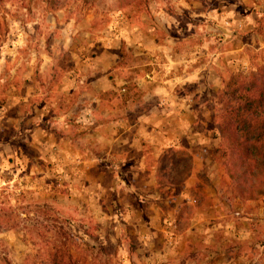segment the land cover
<instances>
[{"label":"crops","instance_id":"crops-1","mask_svg":"<svg viewBox=\"0 0 264 264\" xmlns=\"http://www.w3.org/2000/svg\"><path fill=\"white\" fill-rule=\"evenodd\" d=\"M114 20L113 35L100 37L101 44L74 46L73 70L49 82L50 89L41 75L1 76L8 84L0 93V178H25L28 188L47 197L48 178L59 174L62 195L52 192L61 199L68 194L73 210H86L97 224L109 226L121 247L134 241L126 253L140 258L147 253L146 264L161 257L152 250L167 230L174 233L171 264H197L192 259L205 248L216 253L209 264H234L237 241L253 233L248 221L264 222V198L256 206L250 201L232 206L214 188L194 186L208 159L203 154L219 141L200 100L203 69L209 70L203 68L202 50L190 51L186 60L181 56L187 44L153 43L155 36L140 26L123 17ZM213 65L221 68L223 58H214ZM47 95L55 99L44 100ZM171 148L193 158L179 190L155 179L160 157ZM165 192L174 199L171 207ZM192 195L197 205L183 216L180 203ZM165 222L176 229H166Z\"/></svg>","mask_w":264,"mask_h":264},{"label":"rangeland","instance_id":"rangeland-1","mask_svg":"<svg viewBox=\"0 0 264 264\" xmlns=\"http://www.w3.org/2000/svg\"><path fill=\"white\" fill-rule=\"evenodd\" d=\"M115 17H123L155 36L153 43L187 44L184 48L187 51L181 56L186 60L193 56L194 49L199 51L201 48L203 68L209 70L203 69L201 89L204 93L200 100L208 111L209 129L216 127L217 95L223 90L228 76L235 72L248 73L264 62V0H145L140 4L104 0L93 5L82 0H65L55 10L49 9L44 0H2L0 78L2 75L16 79L23 74L41 75L46 81L44 86L50 89L54 85L49 82L57 81L65 72L73 70L74 46L101 44L100 37L113 35ZM217 56L223 58L221 68L213 65ZM190 67L183 69L192 73L193 66ZM178 70L181 72L182 66ZM7 84L8 81L0 79V93ZM193 86L189 85V88L195 90ZM51 99L55 98L50 95L44 98ZM217 145L211 142L203 154L208 159L201 162V173L194 183L196 189L208 185L232 206L247 201L258 205L264 195L253 200L234 195L215 153ZM187 154L191 169L193 158L189 152ZM208 169L212 170V175H206ZM58 175L48 178L51 191L47 197L28 188L30 182L25 178H16L12 182H8V176L0 178V264L5 260L11 264H50L55 249L69 252L77 264H146L142 258L146 259L147 253L142 258L136 253L134 256L126 253L125 249L132 248L134 241L121 247V239H115L109 226L97 224L86 210L82 213L73 210L67 202L68 194H63L66 199L57 197L62 195L63 185V178ZM52 190L60 192L57 195ZM163 195L171 207L173 197L167 192ZM193 197L180 203L183 216L197 203L192 202ZM226 211L231 212L232 207ZM233 216L238 222L243 220L238 211ZM165 223V228L171 229V224ZM248 223L253 233L248 237L242 235L237 241L238 256L234 264H264V222L254 217ZM161 224L164 225L163 220ZM162 234V243L155 244L152 250L153 255L161 253L160 258H153L154 264H171V242L164 237V231ZM163 245L166 248L161 252ZM197 254L192 259L197 264L203 261L209 264L216 257L214 249H200ZM158 258L161 260L157 263Z\"/></svg>","mask_w":264,"mask_h":264},{"label":"trees","instance_id":"trees-1","mask_svg":"<svg viewBox=\"0 0 264 264\" xmlns=\"http://www.w3.org/2000/svg\"><path fill=\"white\" fill-rule=\"evenodd\" d=\"M44 1L51 10L58 9L65 2ZM103 1L82 0L91 5ZM136 2L140 4L145 0H127L130 4ZM223 84V90L217 95L218 108L214 114L219 137L215 153L224 175L231 182L234 195L257 199L264 195V62L248 73H231ZM190 165L184 149L167 150L159 159L155 176L157 184L179 190ZM58 251L52 252L50 264H77L69 252ZM4 264L11 263L5 260Z\"/></svg>","mask_w":264,"mask_h":264},{"label":"built area","instance_id":"built-area-1","mask_svg":"<svg viewBox=\"0 0 264 264\" xmlns=\"http://www.w3.org/2000/svg\"><path fill=\"white\" fill-rule=\"evenodd\" d=\"M195 201H196V200L192 199V202H195ZM171 227H172V229H173V228L176 229V225H175L174 223H171ZM166 237H167V240H168L169 242L172 243V241H173V239H174V233L171 232V230H167V231H166Z\"/></svg>","mask_w":264,"mask_h":264}]
</instances>
